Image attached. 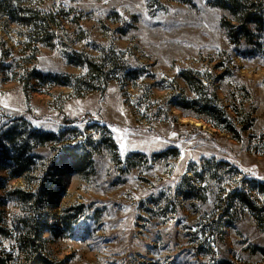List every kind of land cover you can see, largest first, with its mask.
<instances>
[{
	"label": "rangeland",
	"instance_id": "374dc122",
	"mask_svg": "<svg viewBox=\"0 0 264 264\" xmlns=\"http://www.w3.org/2000/svg\"><path fill=\"white\" fill-rule=\"evenodd\" d=\"M0 1V142L26 171L0 164L4 264L24 245L51 264H264V228L230 198L264 184V39L235 47L212 0ZM239 106L238 142L208 122ZM75 141L91 165L53 176Z\"/></svg>",
	"mask_w": 264,
	"mask_h": 264
},
{
	"label": "trees",
	"instance_id": "16d2710c",
	"mask_svg": "<svg viewBox=\"0 0 264 264\" xmlns=\"http://www.w3.org/2000/svg\"><path fill=\"white\" fill-rule=\"evenodd\" d=\"M168 1L187 3V0ZM2 3L3 2L0 1V5ZM211 5L223 9L228 13L227 19L222 21L221 26L226 31V37L231 44H233L235 47H239L242 44L249 46H260V43L256 40H253V37L261 40L264 39V0H212ZM82 64L86 65L87 68L91 70V74L92 72L99 74V71L101 70L100 66H97L89 60H85ZM57 78L58 77H54V79ZM184 80L188 88L193 93H195V95H198L196 96L197 98L193 100V107L199 105L198 107L209 109L210 106L214 105L213 99L208 100L206 99V95L201 94L204 89L208 90L210 88L209 80L208 82L206 81V85L202 84L201 80L192 82L191 78L189 79L188 77H185ZM67 85L68 84L65 82H62L60 84V86ZM242 109L243 108L241 106L234 108L233 113H235V116L234 118H232L234 120H232L229 115H226V113L223 111L221 114H213L212 118L214 119L208 123L214 129L224 131L235 141L239 142L241 141L242 134L244 133V127L240 126L241 129L237 128V123L239 124L238 120L239 118H242V113L240 112ZM247 115L250 116V114L248 113ZM83 119H85L84 121L86 123H90L89 125L94 126L99 124L97 121L88 116L84 117ZM82 122L83 120H73L67 122V124H81ZM4 136L5 138H3L0 142V164H3L5 170L9 174L10 179H20L21 177H23L26 171L21 170V162L18 161L19 155H16L17 150L15 149V139H13L12 135ZM39 138L40 143L51 140L57 143L62 141L54 137V135L50 136L48 134H40ZM74 143L75 144L73 146L71 144H64L61 148L62 151L60 152V156L57 160V163L55 164L57 166H51V169H53L54 171L53 176L59 177L69 172L83 173V167H85L86 163L91 165V151L87 150L86 146L83 145V141H75ZM77 147L80 149V151H83L78 153L79 155L74 152V149ZM252 181L253 184L249 187V189L245 187L235 188L231 193L232 196L230 198L237 200L242 206H244L246 211L249 212V214L256 222L259 229H262L264 228V202H262L263 204H261V202L256 198L261 197L264 201V184L255 180ZM230 226L231 223H227L223 226V229ZM35 229L40 232H52V228H49L47 226V223H40L39 228L36 227ZM36 237H39L38 232L36 234ZM26 247L30 249V246ZM22 253L23 264H51L47 260V258L38 250L33 253L27 252V250H25V245ZM0 264H4L3 260L1 259Z\"/></svg>",
	"mask_w": 264,
	"mask_h": 264
}]
</instances>
